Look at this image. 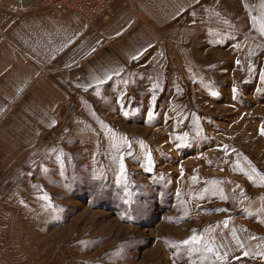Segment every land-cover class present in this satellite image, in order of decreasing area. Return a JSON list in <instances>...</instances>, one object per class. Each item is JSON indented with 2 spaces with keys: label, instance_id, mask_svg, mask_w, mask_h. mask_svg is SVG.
Listing matches in <instances>:
<instances>
[{
  "label": "rangeland",
  "instance_id": "374dc122",
  "mask_svg": "<svg viewBox=\"0 0 264 264\" xmlns=\"http://www.w3.org/2000/svg\"><path fill=\"white\" fill-rule=\"evenodd\" d=\"M41 1L0 0V26ZM217 3L180 17L118 116L97 118L99 148L75 143L52 166L57 253L72 263L264 264L243 242L264 195V0Z\"/></svg>",
  "mask_w": 264,
  "mask_h": 264
},
{
  "label": "crops",
  "instance_id": "0c3cea01",
  "mask_svg": "<svg viewBox=\"0 0 264 264\" xmlns=\"http://www.w3.org/2000/svg\"><path fill=\"white\" fill-rule=\"evenodd\" d=\"M217 2L116 0L90 24L74 12L40 7L2 16L0 264H74L72 253H57V208L46 187L61 150L74 153L75 143L99 148L106 130L97 118L118 116L115 101L123 92L129 97L134 73L159 59L167 38L182 36L180 17L203 5L214 11ZM257 212L258 222L245 223L243 242L259 261L264 237L252 230L264 234V195Z\"/></svg>",
  "mask_w": 264,
  "mask_h": 264
},
{
  "label": "built area",
  "instance_id": "2783aa9c",
  "mask_svg": "<svg viewBox=\"0 0 264 264\" xmlns=\"http://www.w3.org/2000/svg\"><path fill=\"white\" fill-rule=\"evenodd\" d=\"M116 0H42V7L58 12L71 11L86 23H92L105 12Z\"/></svg>",
  "mask_w": 264,
  "mask_h": 264
},
{
  "label": "snow or ice",
  "instance_id": "6c2138e0",
  "mask_svg": "<svg viewBox=\"0 0 264 264\" xmlns=\"http://www.w3.org/2000/svg\"><path fill=\"white\" fill-rule=\"evenodd\" d=\"M261 34L264 35V26H262V28H261ZM133 59L134 60L139 59V56L138 55L137 56H133ZM116 74L118 75L119 73H116ZM112 78L113 77L111 75H109V76L106 77V80L110 81ZM261 79L264 80V75L261 76ZM106 80L105 79H100V80L97 81V83L98 84H104L106 82ZM235 91H236V89H233V92H235ZM212 94L216 95L215 92H213ZM153 101H155V97H153ZM125 114H127V113H125ZM151 115H152V113H149L150 117H151ZM261 133L264 134V128L261 129ZM149 163H151L150 156H149ZM120 168H121V173H123L124 172V164L123 163H121ZM45 198L47 199V197H45ZM185 243H188V241H185ZM208 250L212 251V249H208Z\"/></svg>",
  "mask_w": 264,
  "mask_h": 264
}]
</instances>
